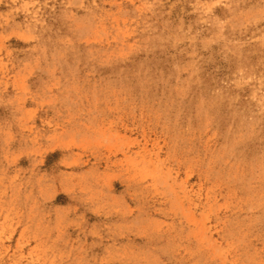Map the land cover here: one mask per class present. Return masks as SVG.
Segmentation results:
<instances>
[{
  "label": "rangeland",
  "instance_id": "rangeland-1",
  "mask_svg": "<svg viewBox=\"0 0 264 264\" xmlns=\"http://www.w3.org/2000/svg\"><path fill=\"white\" fill-rule=\"evenodd\" d=\"M0 264H264V0H0Z\"/></svg>",
  "mask_w": 264,
  "mask_h": 264
}]
</instances>
